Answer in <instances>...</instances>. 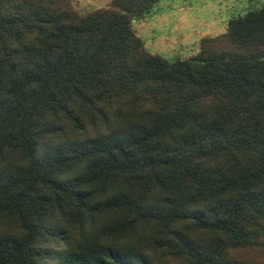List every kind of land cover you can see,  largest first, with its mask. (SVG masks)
Here are the masks:
<instances>
[{"label":"trees","instance_id":"obj_1","mask_svg":"<svg viewBox=\"0 0 264 264\" xmlns=\"http://www.w3.org/2000/svg\"><path fill=\"white\" fill-rule=\"evenodd\" d=\"M158 1L0 0V264H264V0L175 59Z\"/></svg>","mask_w":264,"mask_h":264},{"label":"rangeland","instance_id":"obj_2","mask_svg":"<svg viewBox=\"0 0 264 264\" xmlns=\"http://www.w3.org/2000/svg\"><path fill=\"white\" fill-rule=\"evenodd\" d=\"M109 0H73L80 12L105 5ZM262 0H159L153 12L139 19L132 20V27L142 38L145 47L166 58H186L199 49V40L204 35H214L224 30L230 17L244 13L247 9L257 6ZM66 133L51 137L44 141L43 146L54 149L55 145L66 137H74L76 132L67 128ZM111 217L112 213L104 214ZM60 222L69 228L71 234H77V225L71 216H61ZM16 224L9 217L0 219V231L15 230ZM142 235L140 240L128 237L138 247L154 258H163L161 252H153L147 247L143 236L144 230L138 228ZM70 234V235H71ZM149 234V233H148ZM147 234V235H148ZM71 235V236H72ZM61 243H51L58 248ZM58 246V247H57ZM61 246V245H60ZM161 264V263H160Z\"/></svg>","mask_w":264,"mask_h":264}]
</instances>
